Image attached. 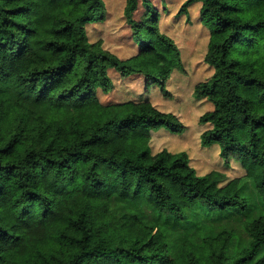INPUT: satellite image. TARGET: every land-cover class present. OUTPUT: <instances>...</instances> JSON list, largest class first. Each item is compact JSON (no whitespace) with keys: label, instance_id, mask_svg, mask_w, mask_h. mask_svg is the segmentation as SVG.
I'll use <instances>...</instances> for the list:
<instances>
[{"label":"trees","instance_id":"trees-1","mask_svg":"<svg viewBox=\"0 0 264 264\" xmlns=\"http://www.w3.org/2000/svg\"><path fill=\"white\" fill-rule=\"evenodd\" d=\"M197 2L213 70L192 88L211 106L197 119L208 127L199 144L237 164V177L198 175L186 152H151L153 133L187 130L146 93L170 98L167 83L183 71L151 0H125L136 48L127 59L88 40L103 0H0V264H264V214L249 218L252 205L264 209V0H185L176 14ZM133 77L136 98L100 102L115 79ZM191 217L240 221L247 242L200 226L175 240Z\"/></svg>","mask_w":264,"mask_h":264},{"label":"rangeland","instance_id":"rangeland-1","mask_svg":"<svg viewBox=\"0 0 264 264\" xmlns=\"http://www.w3.org/2000/svg\"><path fill=\"white\" fill-rule=\"evenodd\" d=\"M105 3V19L97 24L87 26V37L91 43L98 40L102 42V47L116 55L119 59H127L136 53L134 42L131 40V32L124 16L123 8L125 0H103ZM158 8L159 29L162 33L172 38L181 54L183 71H174L167 83V91L170 98L162 97L158 89L151 87L147 93L151 102L159 106L160 110L175 114L186 126L187 130L180 136H172L159 131L152 134L150 148L153 154L162 149H167L171 153L186 152L190 159V165L196 170L198 175H203L209 171H219L229 177L240 176V167L232 163V168H225L218 155L215 146L202 148L199 144L200 133L208 127L200 126L198 117L210 109V105L204 101H197L191 96L192 88L196 83L207 80L213 70L203 63V56L208 42L207 27L199 18L200 3H194L188 8L187 15L178 16L176 13L180 5L185 0H151ZM139 12L134 15L136 19ZM110 76L116 78L114 73ZM114 90L107 95L98 92L101 103H115L136 98L140 92L138 87L142 81L137 77L125 80L115 79ZM244 194L250 199L253 197V188L245 185ZM117 210H138L137 212L147 221L152 222V214L140 206L128 204L127 206L114 203ZM143 210V211H142ZM264 214V209L252 205L249 211V218ZM193 227L183 228L178 226L174 231L173 238L181 239L185 236L193 238L198 236L202 227L205 232L217 233L223 228L233 229L236 232L235 242L244 245L247 237L243 234L240 221L217 220L214 222L201 223L198 219L191 217ZM201 231V232H202Z\"/></svg>","mask_w":264,"mask_h":264}]
</instances>
